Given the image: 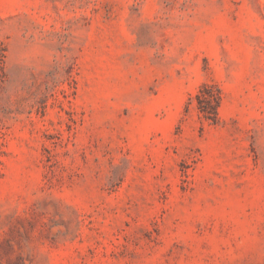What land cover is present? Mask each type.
<instances>
[{
    "label": "rangeland",
    "instance_id": "374dc122",
    "mask_svg": "<svg viewBox=\"0 0 264 264\" xmlns=\"http://www.w3.org/2000/svg\"><path fill=\"white\" fill-rule=\"evenodd\" d=\"M0 264H264V0H0Z\"/></svg>",
    "mask_w": 264,
    "mask_h": 264
},
{
    "label": "trees",
    "instance_id": "16d2710c",
    "mask_svg": "<svg viewBox=\"0 0 264 264\" xmlns=\"http://www.w3.org/2000/svg\"><path fill=\"white\" fill-rule=\"evenodd\" d=\"M199 110L206 119L216 120L219 115L220 97L211 91H202L197 95Z\"/></svg>",
    "mask_w": 264,
    "mask_h": 264
}]
</instances>
